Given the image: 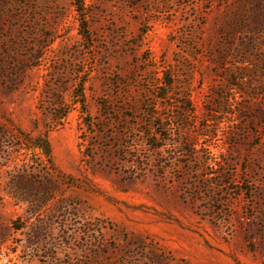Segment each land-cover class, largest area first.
I'll return each mask as SVG.
<instances>
[{"label": "rangeland", "instance_id": "obj_1", "mask_svg": "<svg viewBox=\"0 0 264 264\" xmlns=\"http://www.w3.org/2000/svg\"><path fill=\"white\" fill-rule=\"evenodd\" d=\"M0 264H264V0H0Z\"/></svg>", "mask_w": 264, "mask_h": 264}, {"label": "trees", "instance_id": "obj_2", "mask_svg": "<svg viewBox=\"0 0 264 264\" xmlns=\"http://www.w3.org/2000/svg\"><path fill=\"white\" fill-rule=\"evenodd\" d=\"M149 118H151L152 120H155L156 118H155V114L154 113H151V114H148L147 115ZM155 123H156V121L155 122H152L151 124H150V130H149V132L151 133V134H153V130L154 129H158V128H160V127H164V126H162L161 124H159V126H155ZM158 127V128H157ZM154 135V134H153ZM155 135L157 136L156 137V140H155V143H152L151 144V146L153 147V151H154V153H155V155H156V161L158 162L157 163V167L159 168V169H161V170H163L165 173H166V170L168 169V168H170L169 166H165V164H164V162H162V160H163V157H162V154H163V151H162V148L163 147H166V143H167V138H165L164 136H162V135H160V134H158V133H155ZM159 142H162L163 144H160ZM151 143V142H150ZM44 149H45V154H46V156H50V154H51V152H50V147H49V145L47 144V143H45L44 144ZM173 166V165H172ZM171 166V167H172Z\"/></svg>", "mask_w": 264, "mask_h": 264}]
</instances>
